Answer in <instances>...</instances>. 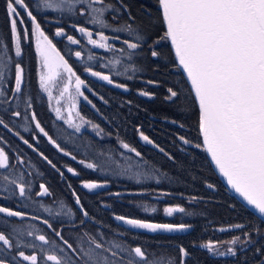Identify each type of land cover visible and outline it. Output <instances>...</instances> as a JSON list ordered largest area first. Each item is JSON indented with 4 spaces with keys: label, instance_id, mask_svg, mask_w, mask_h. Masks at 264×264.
<instances>
[{
    "label": "snow or ice",
    "instance_id": "6c2138e0",
    "mask_svg": "<svg viewBox=\"0 0 264 264\" xmlns=\"http://www.w3.org/2000/svg\"><path fill=\"white\" fill-rule=\"evenodd\" d=\"M118 2L120 7L107 0H4L8 33L0 36V127L13 131L15 128L13 121L21 120L24 131L28 132L34 125L38 133L47 138L57 150L66 156L72 155L66 152L52 135H49L33 110V98L28 92V73L22 63V43L31 35L36 38L37 52L41 59L39 87L51 97L50 85L57 77L66 74L67 83L64 84L60 97L56 98V103L59 105L60 98L68 93L69 86H74L75 95L70 93L68 96L70 106L66 123L77 133L88 124L96 130L97 135L103 133L99 125L92 124L79 112L76 113L79 122L74 121L76 97L88 100L81 90L82 85H86V81L75 73L53 43L56 37H66L73 45H80L81 40L67 34L64 27H56L53 38H49L36 13L40 9H50L53 12H66L72 16L83 17L87 23L98 26L99 30L90 29L79 23L71 27L85 37L88 44L100 49H114L115 46L108 42L109 36L104 31L112 28L106 14L110 11L119 13L121 8L128 12L130 21L115 29L128 33L129 38L122 41L126 47L117 50L126 59H107L103 64L104 68L110 70L107 73L95 71L92 67L84 69L92 77L127 91V84L118 83L114 77L124 76L131 80L135 73L144 70L143 66H138L133 58L144 55L143 47L147 44L148 32L144 23L133 26L135 18L128 11V6L123 0ZM158 3L166 30L163 36L147 46L150 56L159 60L164 56V53L159 51L161 42L170 41L175 53V67L182 70L190 82V92L194 94L199 111L198 132L202 138V144H195V147H204L216 168L227 178L228 185L247 202V205L264 216V0H158ZM115 39L119 40L120 37L117 36ZM74 55L79 58L82 52L76 51ZM16 58H20V62H17ZM87 59L92 61L97 57L89 54ZM117 65H120L122 70L115 71ZM158 69L159 64L154 70ZM130 72L132 75H129ZM73 77H75L74 85ZM145 83L159 86L158 82L153 80ZM166 91L164 100L174 106L180 107L182 100L187 99L176 85L168 87ZM138 94L150 98L155 96V93L147 90H140ZM100 99L104 100V97L101 96ZM104 102L107 103L106 100ZM55 115L58 119H65L61 107L55 108ZM171 122L184 127L176 120ZM136 130L143 142L153 145L161 153L165 152L145 135L139 126ZM14 134L63 176V172H60L35 144L22 136L19 131H15ZM39 139L40 135L33 131L32 140L38 144ZM178 139L184 145H192V142L183 135H179ZM119 143L122 149L134 153L139 160L133 162L132 157L128 156L124 167L117 158L110 159L108 154L104 153L103 158L96 162L80 160L78 163L92 171L111 170L119 175L127 174L130 179L137 182L142 177L159 181V176L140 170V165L147 163L140 151L124 140H120ZM120 155L123 156L124 153L121 152ZM166 155L168 159L175 160L171 154L166 153ZM72 159L75 160L76 157L72 156ZM22 165H26L23 156L19 157V164H13L5 149L0 147V182H2L0 199L17 198L21 201H30L44 213H48L49 217L32 215L27 211L0 205V220L3 221L4 226L9 227L8 232L0 231V253H3L0 255V264H187V258L191 253L182 244L176 245L179 252L177 257L167 253L149 252L140 244L128 245L127 242L108 239L101 231L95 234L82 231L87 221L95 220V217L85 208L76 190L69 185L75 209L63 200H53L52 204L46 205L43 201L34 199V197L53 196V192L44 182L38 184V191L35 190L32 177H39L42 173L28 170V167L34 166L21 167ZM118 167L121 168L119 172H117ZM66 170L73 175H79L72 167H67ZM106 183L107 181L100 183L86 180L82 181V187L94 190L104 187ZM205 184L209 189L214 188V185L207 181ZM116 195L120 194L116 193ZM159 195H170V193ZM54 208H58L59 211L54 213ZM77 211L78 220L72 219ZM143 211L155 213L157 209L146 205ZM185 211L182 206H169L163 209L164 214L169 217L173 213H185ZM53 215L69 218L73 232L70 238L64 235L66 231L64 221L60 219L52 221ZM12 217L20 218L21 222L39 221L58 238L59 243L50 251L46 250L44 246H52L53 241L49 240L46 234H37L38 225L29 223L27 228L21 230L12 227L7 221L6 218ZM114 219L131 228L147 230L151 233H182L193 227L186 223H158L150 219L115 214ZM53 223L59 224V228L54 227ZM231 227L243 230L246 225L237 223ZM226 230L221 229V231ZM253 234L258 237L264 236V231L258 225H253L250 231H243V238L241 235H236L228 241L226 251H220L222 245L211 241L199 247L206 248L209 253L216 256L237 257L236 245L240 246L243 253L249 245L258 243L253 239ZM25 236L43 243L27 242L23 239ZM254 255L259 256L256 264H264V242H260L259 246L254 248Z\"/></svg>",
    "mask_w": 264,
    "mask_h": 264
},
{
    "label": "trees",
    "instance_id": "16d2710c",
    "mask_svg": "<svg viewBox=\"0 0 264 264\" xmlns=\"http://www.w3.org/2000/svg\"><path fill=\"white\" fill-rule=\"evenodd\" d=\"M109 3L120 7L118 0H107ZM128 6V11L135 18L133 26L144 23L147 32V44L143 47L144 55L133 59L137 65H142L144 70L137 72L134 78L129 80L124 76L114 77L118 83L127 84L128 90L115 87L92 77L84 71L86 67H92L95 71L109 72V69L103 67L107 59L126 58L118 53V49L126 47L122 41L129 38L128 33L116 31L115 29L130 21L128 12L121 8L119 13H107V19L112 24V28L104 29L111 38L110 42L114 49H100L87 43V39L71 27L73 24H81L93 30H99L98 26L86 22L83 17L72 16L68 13L53 12L50 9H40L36 14L38 20H41L42 27L49 38H53L56 27H64L67 34L75 36L81 40L80 45L70 44L66 37H56L53 43L56 45L61 55L65 57L75 73L86 81L84 90L88 100H82L79 103V113L92 124L99 125L103 129L101 135L85 128L80 132H75L63 120L58 119L52 110L48 96L39 87V57L36 50L34 36L22 43V63L28 73V92L33 98V110L37 114V119L45 127L49 135H52L57 143L71 153L66 156L51 145L47 138L39 134L34 128L25 132L22 127V121H13L15 128L8 131L0 127V147H3L10 157L13 164H19V157L23 156L29 171H38L41 176H33V184L38 191V184L46 183L53 192V200H63L67 205L75 209L71 188L81 197V202L89 211L95 220H89L81 229L95 234L98 231L105 233L106 238L117 242H127L128 245L140 244L149 252L156 254L167 253L169 255L179 256L176 245L182 244L191 253L187 258V264H256L259 260L258 255H254V248L264 242V236H256V245H249L241 253V248L236 245L237 257L216 256L208 252L206 248L199 247L208 242L228 245L234 236L241 235L243 231H250L253 225H258L264 231V220L254 214L242 202H240L223 184L207 156L204 147L196 148L195 144H202L198 132V107L194 100V94L190 92V85L180 69L175 67V55L172 51L169 41H162L159 51L164 56L157 60L150 56L148 44L160 36H163L165 24L163 22L161 9L158 0H123ZM55 17V19H53ZM115 17V18H114ZM29 27H31L29 25ZM8 33L7 22L4 13V0H0V36ZM119 36L117 40L115 37ZM71 50V51H69ZM81 51L82 56L77 58L74 53ZM89 54H94L97 59L89 61ZM20 62V58H16ZM159 64V69L154 70ZM122 70L117 65L115 71ZM129 75H132L130 72ZM11 79V74H9ZM157 81L159 86L148 85L145 81ZM176 85L180 87L186 100H182L181 106L177 107L164 100L167 95V88ZM140 90H147L155 93L154 97H144L138 94ZM103 96L104 100L100 97ZM107 101L105 103L104 101ZM91 101V103H89ZM131 101V104L127 102ZM95 105V107H93ZM7 119V117H5ZM176 120L183 124L179 127L171 121ZM137 126L149 136L151 140L165 150L161 153L153 145L143 142L139 138ZM15 131H19L22 136L35 144L40 152H43L60 170H54L46 161H44L37 152L23 143L16 136ZM40 135L39 142L32 140V132ZM183 135L192 142V145H184L178 136ZM124 140L135 147L143 155L144 161L140 165V170L159 176L157 182L154 178H141L139 182L130 179L127 174L119 175L111 170L92 171L86 169L80 160L96 162L102 159V154L107 153L108 158H117L120 164L126 167V157L130 156L133 162L139 160L134 153L121 148L119 141ZM123 152L124 155H120ZM166 153L171 154L175 160L168 159ZM72 156L76 159L73 160ZM67 167H72L78 176L67 172ZM121 168H117L119 172ZM93 180L103 183L104 187L87 190L82 187V181ZM214 185V188L206 187L205 182ZM2 184V182H0ZM119 193L120 195H116ZM160 193H170V195H159ZM34 196V193H33ZM196 197L197 199H192ZM44 204L50 205L44 197H34ZM0 205L13 208L14 210L27 211L32 215H41L49 217L37 205L30 201H21L17 198L11 200L0 199ZM21 205H27L22 207ZM155 207L157 211L144 212V206ZM169 206H182L186 209L185 213H173L171 217L164 214L163 209ZM59 211L54 208L53 212ZM188 213H192L188 215ZM115 215H124L130 218L150 219L158 223H186L190 224V230L182 233H151L146 230H139L124 225L114 219ZM79 218V212L75 213L72 219ZM12 227H18L23 230L28 224H36L37 234H46L47 238L53 241V245H45L46 250H51L59 243L58 238L54 237L52 232L39 221H24L20 218H6ZM57 219L64 221L66 231L64 235L70 238L73 235L72 226L69 224V218L61 215L51 217L52 221ZM237 223L246 225L245 229L231 227ZM54 227L59 228V224L53 223ZM221 229H227L221 231ZM0 231H9V227L4 226L0 220ZM15 234L13 239L15 240ZM27 242L42 244L40 241H33L31 237H23ZM193 245H196L193 247ZM26 251H31L26 249ZM3 253H0L2 255ZM11 252L9 251V256Z\"/></svg>",
    "mask_w": 264,
    "mask_h": 264
},
{
    "label": "rangeland",
    "instance_id": "374dc122",
    "mask_svg": "<svg viewBox=\"0 0 264 264\" xmlns=\"http://www.w3.org/2000/svg\"><path fill=\"white\" fill-rule=\"evenodd\" d=\"M95 38V37H94ZM34 40H35V45H36V50H37V44H36V38L34 37ZM111 38L109 37V43L111 44L110 42ZM93 46V45H92ZM95 47V46H94ZM98 48V47H96ZM38 53V52H37ZM38 57H39V73H40V63H41V59H40V56L38 54ZM74 80H75V77H73V85H74ZM67 83V76L66 74H62L61 76L57 77L56 80L50 85L51 89H52V96L50 97L46 92V95L48 96V100H49V104L52 108V110L54 111L55 113V108L56 107H61L62 109V113H63V116L65 117V119H61L63 120L65 123H66V120H67V117H68V108L70 106V102L68 100V96L69 94H73L75 95V89H74V86H69V91L68 93H65L64 96L62 98H60V104L57 105L56 103V98L60 97V93L61 91L63 90V86L64 84ZM86 88V85H82L81 87V90L84 92ZM85 95V93H84ZM86 96V95H85ZM82 100H85L83 97H79L77 96L76 97V103H77V107L76 109L73 110V119L75 122H79L78 118L76 117V113L79 112L78 110V106H79V103L80 101ZM87 101V100H86ZM80 114V113H79ZM81 115V114H80ZM82 116V115H81ZM68 124V123H66ZM69 125V124H68ZM70 126V125H69ZM71 127V126H70ZM72 128V127H71ZM85 128H89L90 130L96 132V130H94L91 126V124H88V125H85V127H83L81 130L85 129ZM38 131V130H37ZM44 199L48 202H51L52 201V197H44ZM121 222V221H120ZM122 223V222H121ZM130 227V226H129ZM191 229V228H190ZM188 229V230H190ZM187 230V231H188ZM147 231V230H146ZM219 244V243H218ZM222 245V244H220ZM228 245L224 246L222 245L219 250L220 251H226Z\"/></svg>",
    "mask_w": 264,
    "mask_h": 264
},
{
    "label": "water",
    "instance_id": "95a60500",
    "mask_svg": "<svg viewBox=\"0 0 264 264\" xmlns=\"http://www.w3.org/2000/svg\"><path fill=\"white\" fill-rule=\"evenodd\" d=\"M161 13H162V10H161ZM165 29H166V25H165ZM169 43H170V41H169ZM170 46H171V43H170ZM171 48H172V46H171ZM172 51H173V53H174V49L172 48ZM174 55H175V53H174ZM182 71V70H181ZM184 76L186 77V74H184ZM186 79H187V77H186ZM188 81V80H187ZM188 83H189V85H190V82L188 81ZM190 87H191V85H190ZM201 140H202V138H201ZM205 149V148H204ZM205 151H206V149H205ZM206 153H207V151H206ZM207 156H208V158H209V160H210V162H211V164H212V167H213V169H214V171L216 172V174L218 175V177L220 178V180L223 182V184L226 186V188L240 201V202H242L248 209H250L254 214H256L258 217H260L262 220H264V216H262L261 214H259L258 213V211H256L252 206H249V205H247V202L238 194V193H236L235 192V190L234 189H232L231 188V186L230 185H228V183H227V178L226 177H224L220 172H219V170H218V168H216V166H215V164H214V162H212L211 161V157H210V154L209 153H207Z\"/></svg>",
    "mask_w": 264,
    "mask_h": 264
}]
</instances>
